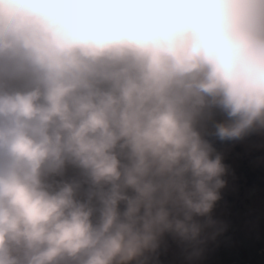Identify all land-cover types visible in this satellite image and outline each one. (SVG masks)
<instances>
[{
    "label": "clouds",
    "instance_id": "1",
    "mask_svg": "<svg viewBox=\"0 0 264 264\" xmlns=\"http://www.w3.org/2000/svg\"><path fill=\"white\" fill-rule=\"evenodd\" d=\"M253 152L264 0H0V264H208Z\"/></svg>",
    "mask_w": 264,
    "mask_h": 264
},
{
    "label": "rangeland",
    "instance_id": "2",
    "mask_svg": "<svg viewBox=\"0 0 264 264\" xmlns=\"http://www.w3.org/2000/svg\"><path fill=\"white\" fill-rule=\"evenodd\" d=\"M237 184L238 193L224 194L235 229L230 232L232 241L222 246L208 264H264V189L250 188L245 182Z\"/></svg>",
    "mask_w": 264,
    "mask_h": 264
},
{
    "label": "flooded vegetation",
    "instance_id": "3",
    "mask_svg": "<svg viewBox=\"0 0 264 264\" xmlns=\"http://www.w3.org/2000/svg\"><path fill=\"white\" fill-rule=\"evenodd\" d=\"M235 151L242 153L243 149L238 145ZM257 155H261V153L253 152L251 156H242L241 161L240 159L234 160V158L230 156L227 162L237 167L236 171L238 172V177H240L238 180L240 184L245 182L250 188L257 187L264 189V166H253L250 163V160ZM241 191L243 192V188H241Z\"/></svg>",
    "mask_w": 264,
    "mask_h": 264
}]
</instances>
